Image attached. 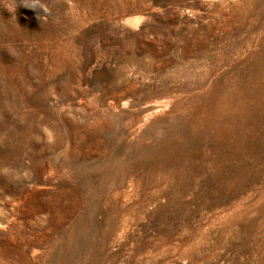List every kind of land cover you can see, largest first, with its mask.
Masks as SVG:
<instances>
[{"label":"rangeland","instance_id":"rangeland-1","mask_svg":"<svg viewBox=\"0 0 264 264\" xmlns=\"http://www.w3.org/2000/svg\"><path fill=\"white\" fill-rule=\"evenodd\" d=\"M4 167L5 264H264V0H0Z\"/></svg>","mask_w":264,"mask_h":264},{"label":"bare ground","instance_id":"bare-ground-1","mask_svg":"<svg viewBox=\"0 0 264 264\" xmlns=\"http://www.w3.org/2000/svg\"><path fill=\"white\" fill-rule=\"evenodd\" d=\"M0 172V219L3 215H6L7 218L5 224L0 226V232L5 236V239L10 238L8 235L9 233L13 232V229H15L18 239L21 238V233L31 236L28 238L27 243H25V247H27L33 243L35 239L39 238L40 233L43 232L44 234H49L51 232L50 228L41 231L44 228L42 222H47L49 217L52 218L51 204L49 203L48 209L45 210L39 207L36 203L28 202L27 199L28 196L31 195V192L36 193L37 191L41 190V188H38L36 184L31 182L30 187L25 190L24 194H19L9 199L4 198V186L15 182L26 183L28 182V174L16 167L0 168ZM51 173V167L45 166L44 168H41L40 180L45 183L46 178ZM50 187L51 186H47L45 189L49 190ZM25 208L26 212H24ZM7 249L12 250V248L8 246L7 240L3 243H0V264H5L8 260L6 252ZM35 252L36 249L32 251V254H35ZM20 263L23 264L22 261H20Z\"/></svg>","mask_w":264,"mask_h":264}]
</instances>
